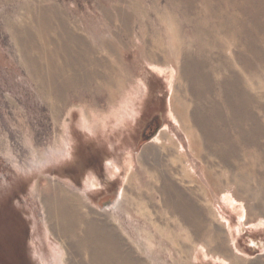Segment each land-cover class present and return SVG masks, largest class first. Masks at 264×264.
Listing matches in <instances>:
<instances>
[{
  "label": "rangeland",
  "instance_id": "obj_1",
  "mask_svg": "<svg viewBox=\"0 0 264 264\" xmlns=\"http://www.w3.org/2000/svg\"><path fill=\"white\" fill-rule=\"evenodd\" d=\"M216 12L213 0H0V264L72 261L68 239L47 219L45 203L56 192L78 200L81 229L91 218L109 223L143 264H264V112H248L258 125L237 120L227 106L243 92L264 107V77L233 59L236 42L222 37ZM62 44L95 61L85 63L94 82L79 84L75 97L67 92L63 103L43 82L53 63H63L56 51ZM193 60L207 64L197 82L182 74ZM199 88L246 156L235 158L237 170L210 157L192 121L200 102L191 91ZM155 117L159 131L148 140L144 131ZM252 130L256 138L244 135ZM164 173L185 176L183 187L208 211L196 244L157 192ZM236 209L245 210L246 225ZM178 242L189 245L188 263ZM218 244L229 249L230 262L204 257Z\"/></svg>",
  "mask_w": 264,
  "mask_h": 264
},
{
  "label": "bare ground",
  "instance_id": "obj_2",
  "mask_svg": "<svg viewBox=\"0 0 264 264\" xmlns=\"http://www.w3.org/2000/svg\"><path fill=\"white\" fill-rule=\"evenodd\" d=\"M213 1H214V5L217 6V12L213 13L212 15L218 16L217 20L224 27V29L220 30L222 37L224 36L226 38H230L236 42L235 44L233 43L234 44V51H232L233 59L235 61H239V63L242 62L243 63V69L247 73L251 74L252 76L255 75L258 78L264 77V0H213ZM216 38H218V37H216ZM218 39L214 40V43L217 47L222 48V43L220 41H218ZM79 42H81V41L79 40ZM62 45L63 46L60 45L58 50H56V51H58V53L54 52V54L57 53L58 55L57 54L56 55L60 56L61 59L63 56L64 57L63 63L62 64H57L56 62H55L56 64L53 63V68L51 67L53 69V71L52 70H51V72L47 71L48 72L47 75L45 77H43V82L47 85V92L48 91L50 92V94H51L50 96L54 95V97H56V99L59 102L63 103L65 101V99H67V92H68V94L71 93L72 97H75V92H77V87L79 84L85 85L86 87H88L90 85V83L92 84L94 82V81H92L94 74L92 75V73H90L88 68L85 67V63L91 65V63L94 64L95 61L92 60L91 58H89V55L79 54V53L74 54L69 50V48L67 46H65L64 44H62ZM218 54H220V53H218ZM217 57H212V58L214 59ZM219 58L220 57H218L217 60H222L221 58L220 59ZM196 61L193 60L192 61L193 62L192 67L191 68L189 67L190 70L187 71V68H186L185 73H182V74H185L188 77L187 79L191 78L192 81L197 82V80L199 79V75H201L200 73L202 70V66L207 65V64H204L205 61L203 62L204 65L202 64V62H196ZM187 63L189 64V62H187ZM185 64H184V66H185ZM189 66H190V64H189ZM226 66L228 67L227 64H226ZM227 67H226V69H227ZM67 70L72 72L74 78L68 77L69 75L66 76ZM182 71L184 72V70H182ZM204 71H205V69L203 70V72ZM227 71H228V69H227ZM233 71H234V69H233ZM203 72H202V74H203ZM68 74H69V72H68ZM80 74L83 75L85 77V79H82ZM205 74L207 75V73H205ZM227 75H229V78H230L231 77L230 75H232V74H226V76ZM235 75H237V73H235ZM226 76H224V77H226ZM232 77H234V76H232ZM234 78H236V77H234ZM242 78L240 77V79H242ZM208 79H209V81L213 80L212 78H211V80H210V78H208ZM240 79H239V81H240ZM204 80H205V78H204ZM204 80H202V81H204ZM219 81H220V79H219ZM221 82H220V85H221ZM200 83H201V80H200ZM257 83L260 84V82H258V81H257ZM262 83L264 84V82H262ZM203 84L205 85V83H203ZM208 84L209 83H207V85ZM210 85H211V83H210ZM223 85H225V84H223ZM194 86H193V88H194ZM231 86H230V88H231ZM191 87H192V85H191ZM239 87L241 88V86H239ZM210 88H211V86H210ZM213 88H214V85H213ZM224 88L225 87H223V89ZM199 89L200 90H195V89L192 90L191 89L192 90L191 94H193V97L197 101L200 102V104H197L198 106L195 104L197 106L196 108L198 111L195 114H193L192 121H193L194 125L196 126V128L198 129V131L200 132L203 141H205L206 145L209 146L210 155L212 154L215 157L219 158L225 164L224 165L225 168L226 167L231 168L233 166L232 163L233 162L235 163V158L239 156L237 154V151H239L240 148L238 150H236L238 144H236V141L229 136L230 134H228V132L222 128V123H224V122L218 116L219 112L216 113V110L218 108L216 107L217 108L216 109L215 106L217 103L215 102L216 103V104L214 103L215 106L212 107V109L214 108V110L211 111L209 109L210 111H208V108H211L208 106L209 105L211 106L212 104H210V103L205 104L204 103L205 100L207 102H209L206 98V95L204 94L206 92V90L204 91V89H201V88H199ZM245 90H244V92H246ZM203 91H204V93H203ZM237 91H235V92H237ZM209 92H210V90H209ZM234 93L232 95H234ZM242 93L243 92L240 93L241 96H238L236 94V96L234 98H232L230 104L227 106L231 108L232 113L237 118V120L250 118L251 119L250 121L258 122L257 116L253 115L252 113L250 114L248 112L250 109H251V112L253 110L256 111V110H258L257 108L261 109V111L263 110V112H264V107H262L260 104H257L254 98H253L254 99L253 100L252 97L250 98L247 95L242 96ZM247 93H248V91L246 92V94ZM220 94H222V93H220ZM223 95H221V96H223ZM228 95L226 97H228ZM226 99L227 98H225V100ZM57 100H56V102H57ZM225 100H224V102L226 103ZM257 100L259 101V99H257ZM218 102H220V101H218ZM227 104H228V101H227ZM218 105H220V104H218ZM219 108H223V107H219ZM227 111H229V109H227ZM261 111H260V114L262 113ZM257 113H258V111H257ZM229 114H230V112H229ZM220 116H221V114H220ZM226 117L227 116H225V118ZM229 117L230 116H228V119H229ZM233 120L234 119H232V122H233ZM238 122H240V121H238ZM247 124H248V122H247ZM257 124L259 125L260 123L258 122ZM242 125L244 126V124H242ZM226 126L227 125H225V127ZM252 126L249 125L250 128ZM255 126H256V123H255ZM231 127H233V125ZM257 127H259V126H257ZM240 128H242V127H240ZM230 130H231V128H230ZM235 130L238 132V130L236 128H235ZM241 130L243 131L244 129H241ZM239 133L241 134L240 129H239ZM244 135L249 136V137H255L257 134L255 131L252 130V131H248ZM261 135H260V137L263 136V135L262 136ZM249 137L247 138V140H249ZM241 139L239 138V140H241ZM256 140H254V141H256ZM251 143H253V141ZM257 143L260 144V142H257ZM257 143H255V145ZM259 144H258V146H259ZM241 146H243V144H241ZM244 146H246V145L244 144ZM241 148H242L241 150H243V147H241ZM203 149H202V151H203ZM249 149H250V147H248V150ZM259 149H257V150H259ZM261 149H263V148H261ZM257 150H255V151L257 152ZM202 151H201V153H202ZM263 151L260 153H263ZM251 152H253V151H251ZM201 153H199V154L201 155ZM204 154H206V153H204ZM207 154H206V156L208 157ZM239 154H243V153L240 152ZM212 155L210 157H213ZM245 157H241V158H243L242 161L244 160ZM204 158H205V156H204ZM217 158H215V160ZM241 158L239 156V159H241ZM156 159H158V158L156 157ZM142 160H144V159L142 158ZM153 160H155V159H153ZM162 160H163V158H162ZM221 161L219 163H222ZM217 163H218V161H217ZM237 163H238L237 166H239V162H237ZM154 164H155V162H154ZM218 165H219V167L221 166L220 164H218ZM234 167H232L233 170L238 169V167H237V169H234ZM163 170H165L164 167H163ZM223 171H225V170H223ZM166 172H169V170ZM220 172H222V171H220ZM227 172H229V170ZM158 174H160V173H158ZM160 177H161V179H163V180H161V183H162V181H164L165 183L164 184L162 183L163 185L160 186V188H157L159 185V183H158L157 187H155V188H157V192H159L162 195L163 203L166 206V208L169 210L170 214L173 217H178L180 219V221L182 222L183 228L188 232L187 235H188L189 240L193 244H196L198 241H200L203 238V236H204L203 234H205V231H206L205 225H206V221H207V216H208L207 212L208 211L203 209L198 204V202L193 197V193L190 189L185 190L186 188L183 187V183H185L183 180L184 179L183 177H185V176L182 177L183 179L179 178L180 179L179 180L178 179L179 176L178 177L176 176L177 177L176 178L174 176L167 175V173L166 174L164 173V175H161ZM152 188H153V186H152ZM194 194H195V192H194ZM51 195L52 196L49 197L45 203V208H46V212H47L46 214L48 217L47 219L49 220V222L54 223L55 228L52 227L53 232L56 234V236L60 240L63 237H66L68 239V245L67 246L69 249L68 248L67 249L71 250L72 257H73L72 261H70L69 264H143V261L136 258L128 248H126V247L124 248L123 240H121V238L119 237V235L115 231V228L113 229V227L110 226L109 223H106V222L105 223H98L97 221L93 220L90 217L91 219H89L87 223L85 222L84 228L81 229L78 225H79L80 220L82 221L83 214L79 210L80 204H79V202H77L78 200L77 201H76V199H75V201H74V199L70 200L69 197L58 195L57 192L55 194L53 193ZM124 197H125V190L123 189L119 194V197H118L119 203L118 204H121ZM227 200L229 202L233 201L230 198L229 199L227 198ZM235 208H236V206H235ZM241 209H243V208H240V210ZM240 210H237V211H240ZM244 211L245 210H242V211L238 212V214H239L240 222L241 223L243 222V224L246 225L247 217H246V213ZM78 227L81 229V232L77 230ZM238 228L239 227H236L234 231H236ZM78 232H80V233H78ZM72 235L75 236L74 237L75 240H72V239L70 240V237ZM213 242H214V240H213ZM251 243H252V245H251L252 247H255L257 245L254 242H251ZM177 246H178V252H179L181 261L184 260L185 263H188L189 258L187 256V248H188L187 246H189V245H187V243L185 244L183 242H178ZM212 253H214V254H212ZM212 253L205 252L203 255L205 258L206 257H213L215 262L218 261V262L228 263L231 261L229 259V257H230L229 254H231L229 249L226 247H223L220 244H218L213 249ZM84 254L87 255V257H85L83 259L82 255H84ZM182 263H183V261H182ZM63 264H66V263L63 262Z\"/></svg>",
  "mask_w": 264,
  "mask_h": 264
},
{
  "label": "flooded vegetation",
  "instance_id": "obj_3",
  "mask_svg": "<svg viewBox=\"0 0 264 264\" xmlns=\"http://www.w3.org/2000/svg\"><path fill=\"white\" fill-rule=\"evenodd\" d=\"M158 128H159V120L157 119V117H155V119L151 120L146 126L144 131L145 133L144 137L145 138L151 137Z\"/></svg>",
  "mask_w": 264,
  "mask_h": 264
},
{
  "label": "water",
  "instance_id": "obj_4",
  "mask_svg": "<svg viewBox=\"0 0 264 264\" xmlns=\"http://www.w3.org/2000/svg\"><path fill=\"white\" fill-rule=\"evenodd\" d=\"M158 131H159V128L156 130L155 134H157ZM155 134H154V135H155ZM154 135H153V136H154ZM153 136H151V137H153ZM151 137H149L148 140H150Z\"/></svg>",
  "mask_w": 264,
  "mask_h": 264
}]
</instances>
